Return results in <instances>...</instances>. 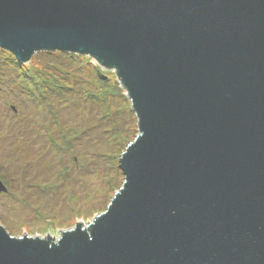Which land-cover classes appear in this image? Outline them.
I'll list each match as a JSON object with an SVG mask.
<instances>
[{"label": "water", "instance_id": "1", "mask_svg": "<svg viewBox=\"0 0 264 264\" xmlns=\"http://www.w3.org/2000/svg\"><path fill=\"white\" fill-rule=\"evenodd\" d=\"M0 49L113 69L138 132L105 212L0 264H264V0H0Z\"/></svg>", "mask_w": 264, "mask_h": 264}, {"label": "rangeland", "instance_id": "2", "mask_svg": "<svg viewBox=\"0 0 264 264\" xmlns=\"http://www.w3.org/2000/svg\"><path fill=\"white\" fill-rule=\"evenodd\" d=\"M5 52L0 50V182L7 191L0 193V225L15 238L23 232L46 238L48 232L55 243L57 229H74L80 217L87 226L122 186L119 157L138 136L136 117L122 112L118 97L90 100L119 81L113 69L102 67V80L93 79L94 59L36 52L19 67ZM26 73L34 81L56 78L59 95L46 92L42 100Z\"/></svg>", "mask_w": 264, "mask_h": 264}, {"label": "trees", "instance_id": "3", "mask_svg": "<svg viewBox=\"0 0 264 264\" xmlns=\"http://www.w3.org/2000/svg\"><path fill=\"white\" fill-rule=\"evenodd\" d=\"M1 50V49H0ZM7 55H8V58L9 60H11L12 62H14L15 64H17L19 67H22L24 66V63H18L17 60H15V58L8 52H5ZM54 53H57V54H62L61 52L59 51H54ZM71 55L72 58H75V61H77V59L79 61H83L82 58H84V61L85 60H90L89 57H84L83 55H76V54H73L72 53H68L67 56ZM87 58V59H86ZM29 61V60H28ZM98 64V67H96L95 71H96V74L95 76L93 77V79L95 80H102L100 77V73L99 72V67H102L101 64ZM85 66L86 67H91V65L88 63V62H85ZM105 72H108V71H105ZM28 73V72H27ZM25 74V78L27 79V81H31L33 83V86L35 87V89L37 90V93H38V96L42 99V100H46L47 99V94L46 92H49V93H54L56 95H59V89L61 88V85H60V82L55 78L53 77H47V78H41V77H38V79H36L35 81L33 79H29L30 77L28 76V74ZM104 73V72H103ZM109 87L106 88L107 91L105 92V94H103V97H98L96 95H92V97L90 98L91 101L93 102H104L109 99V98H119L120 101H123L124 102V108H123V111L125 114H127L128 116H132L133 117L135 116V114L131 111L130 109V104L128 103L127 99L124 97V92L125 90L122 89L121 85H120V82L119 81H110L109 83ZM108 85V84H107ZM135 118V117H134Z\"/></svg>", "mask_w": 264, "mask_h": 264}]
</instances>
